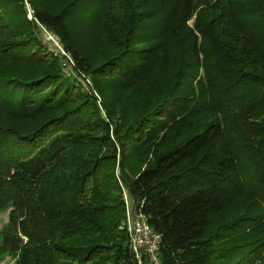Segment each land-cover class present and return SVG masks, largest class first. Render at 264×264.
<instances>
[{"label": "trees", "instance_id": "obj_1", "mask_svg": "<svg viewBox=\"0 0 264 264\" xmlns=\"http://www.w3.org/2000/svg\"><path fill=\"white\" fill-rule=\"evenodd\" d=\"M29 1L0 0V209L10 210L0 263L135 264L122 180L161 236L162 264L260 259L264 239L255 230L223 232L247 216L212 236L239 243L213 248L204 238L250 185L264 202V131L251 126L264 114V0H213L198 15V0H70L57 11ZM83 9L115 49L96 68L72 33L71 16ZM37 24L57 37L71 71L92 79L109 123L94 97L41 54ZM140 45L148 46L132 50ZM97 74L114 77L113 90ZM78 88L86 96L79 104ZM154 103L167 110L159 129L119 154L116 141L124 145ZM81 108L96 113L101 136L62 134L84 127ZM252 214L248 222L264 233V212Z\"/></svg>", "mask_w": 264, "mask_h": 264}, {"label": "rangeland", "instance_id": "obj_2", "mask_svg": "<svg viewBox=\"0 0 264 264\" xmlns=\"http://www.w3.org/2000/svg\"><path fill=\"white\" fill-rule=\"evenodd\" d=\"M44 1V6H46L47 8L57 11L61 8H63L67 3L70 2V0H42ZM62 1V2H61ZM213 0H198V8L196 11V14L198 15V13L201 11V9L205 8V6L207 5V2H212ZM61 4V5H60ZM31 12V10H28V12ZM93 12V11H87V9H83L80 12L79 11H75L74 14L71 16L73 23H72V33L75 37V39L78 41L79 47L83 50V52L85 54H87V56L89 57L90 61L93 64V67L96 68L98 67L99 64H101L102 59L106 58V55H111L112 53H114L113 47H112V43L109 42L106 39H103V37L100 36V22H97V18L94 19H89L86 20L84 19V15ZM196 14L193 17L192 21L189 23L190 26H192L196 20ZM93 17L98 16L97 14L93 13L92 14ZM31 15H29L30 17ZM37 32H38V38L39 40L42 42L43 45V51H41V54L44 56H47L48 60L51 62H56L57 64H59L61 67L64 68V73L67 74L66 76L69 78H75V80H77L80 84V86L87 91V93H89V95H92L94 97L93 100V104H95V106H97V108L99 109V111H97V113H99V117L100 120L105 121L106 123H109V119H108V113H106L105 109H103L102 105H101V98L99 97V95L95 92V89L93 88V83H92V79L87 77V76H78L76 73L71 71V62L69 61L68 55H66V53L63 51V47L61 46V44L59 43L57 37L55 35H53L52 32L48 31L47 29H45V27H42L41 25L37 24ZM148 45H140V46H135L132 47V50H139L142 48H145ZM123 49L118 50L117 52H121ZM127 51V50H126ZM125 51V52H126ZM198 74V72L196 73ZM200 74H202V71L199 72V75H197V77H200ZM99 80H101L103 82L104 85H106L108 87V89L113 90L114 88V84H115V78L114 77H109V76H104L102 77L101 75L97 74ZM96 77V76H95ZM79 89V88H78ZM75 93H77L78 95L75 97V100L79 103L82 102V100H86V96L84 94L80 93V89L78 91H74ZM180 93L175 94L174 98L179 96ZM77 102H75V106L77 104ZM86 104V103H85ZM110 106V103H107ZM82 106V105H81ZM157 103H154L152 105V108H156ZM164 107L166 108V103H164ZM111 110H114L113 108H111ZM152 109V110H153ZM77 110V109H76ZM116 111V110H115ZM167 110L163 109H154V111L151 113V115H149L147 117V119H145L144 121V125L141 127V123L137 126L140 127H135L134 130V134L132 135V137H130V141L126 140L124 145H121V142H117L116 138H114V140L116 141V147H117V152L120 153H124V154H128L126 153V149L129 148V150L131 151L132 149V145H137V141L140 140L143 137V140L147 139L149 134L152 132L151 129L154 128V130H158L160 126H156V122L158 121H164L165 118L161 117L162 114L161 112H166ZM77 112H79L80 114L86 116V121L84 123V127L81 128H77V129H73L69 132H65L62 133L63 135H67V134H72L75 133V135L77 136H82V135H86L89 134V136L91 137H97V136H101L100 133H98V120L94 119V116L96 115V113H94V111H92L91 108L85 109V108H81L78 109ZM161 118V119H159ZM251 120H253L251 122V126L256 129L258 132H262L264 131V114L263 115H256L254 118H252ZM110 126H112L114 129L118 128V120L114 119V121H110ZM158 127V128H156ZM89 132V133H88ZM124 133L120 134L121 136ZM113 139V137H112ZM130 142L132 145H130ZM126 148V149H124ZM120 150V151H119ZM104 154V153H102ZM134 158H137V151H135L134 153ZM151 159V156L149 157ZM118 160H120L119 156L117 158ZM141 171V168H139L138 172ZM125 174H127V171L124 172ZM132 175V176H131ZM114 176L116 179L118 180H122V173L119 171V169H114ZM128 176V175H127ZM130 179H133L134 176L133 174L129 175ZM120 189H121V193H122V198L123 195L126 194L128 200L130 201V207L129 210L127 211V209L125 208V213H126V217L128 216V214H132L131 212H133V214H137L140 210H141V205L137 204L136 202L133 201L132 196L127 188V186L124 184V180L120 181ZM126 183V182H125ZM123 184V185H122ZM249 189L251 190V194L248 195L246 194L243 197H232L230 202L228 203L226 209L217 217L211 219L210 225L207 229V233L205 235L204 240L206 241V246L209 244H213V248H218L221 244V242L226 241V240H232V244H236L238 241L234 238H231L230 236L227 235V233H225L224 237L221 238H217V239H213L212 236L213 234H216L217 230L220 228H223V226H225L226 224H228L229 222H231L232 220L236 219V218H240L238 216H243L241 218H244L245 216L249 217V213L250 212H254V214H252V216L258 218L260 215L259 213L261 211L264 212V209L261 208V206H264V202H261L260 200L253 198L254 196L259 195L258 194V190L255 188L254 185H250ZM9 209H0V240L2 238V232L5 230V228L8 226V220H9ZM141 212V211H140ZM246 219L244 220H235L234 226L233 227H229L226 228L224 227V231H241L239 233H245L246 235H250V233L255 230L254 232H257V236L260 239H264V233H262V231L260 229H258L259 227L254 225V222L249 223L248 220ZM145 218L147 219V221L149 220V218L147 216H145ZM222 230V229H221ZM243 230V231H242ZM214 242V243H212ZM239 243V242H238ZM203 244V243H202ZM263 247V249L261 250V255H260V259H257L255 257V255H251L250 256V263L251 264H264V242L260 245ZM206 250H211L210 247H205ZM212 252V251H211ZM0 264H14V259L10 256H4L2 258V261Z\"/></svg>", "mask_w": 264, "mask_h": 264}, {"label": "built area", "instance_id": "obj_3", "mask_svg": "<svg viewBox=\"0 0 264 264\" xmlns=\"http://www.w3.org/2000/svg\"><path fill=\"white\" fill-rule=\"evenodd\" d=\"M125 208L130 207L126 194L123 195ZM128 214L122 223L125 229L128 248L135 264H162L160 256L161 236L148 223L145 216L139 211L137 214Z\"/></svg>", "mask_w": 264, "mask_h": 264}, {"label": "water", "instance_id": "obj_4", "mask_svg": "<svg viewBox=\"0 0 264 264\" xmlns=\"http://www.w3.org/2000/svg\"><path fill=\"white\" fill-rule=\"evenodd\" d=\"M26 4H27V6H30V1L26 0Z\"/></svg>", "mask_w": 264, "mask_h": 264}]
</instances>
